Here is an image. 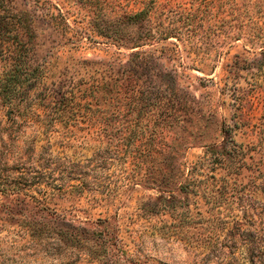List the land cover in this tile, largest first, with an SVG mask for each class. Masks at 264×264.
<instances>
[{
    "label": "rangeland",
    "instance_id": "obj_1",
    "mask_svg": "<svg viewBox=\"0 0 264 264\" xmlns=\"http://www.w3.org/2000/svg\"><path fill=\"white\" fill-rule=\"evenodd\" d=\"M6 1L39 82L0 96V264L264 255V0ZM117 81L53 118L70 87Z\"/></svg>",
    "mask_w": 264,
    "mask_h": 264
},
{
    "label": "trees",
    "instance_id": "obj_2",
    "mask_svg": "<svg viewBox=\"0 0 264 264\" xmlns=\"http://www.w3.org/2000/svg\"><path fill=\"white\" fill-rule=\"evenodd\" d=\"M2 1L5 2L4 4L6 5L2 6ZM146 13V10H142L130 17L133 22H139L144 18ZM28 34L29 28L24 26V21L18 17L12 16L8 2L6 0H0V56L2 61H4L1 74L4 75V78L0 79V96L12 110H15L16 106L20 105V101L23 100V90L39 82V80L34 77V75H38L39 68H34L30 60V41L27 39ZM117 34L120 33L117 32ZM173 34L177 33L173 31L161 33L160 36H154L150 40H167L172 36H182ZM262 53H264V51H262ZM121 85H123V82L120 81L112 83L110 91L107 89L108 86H110L109 83L95 85L94 87L91 85L86 88H78L76 87L77 85L70 87L56 100L57 108L54 110L53 118L59 121L79 120L84 118L88 109V107L84 105L87 104L90 106L93 103V101L90 100V96H94V92L109 94L117 90V87V91H121ZM224 194L226 193L224 192ZM220 197L223 198V195ZM221 198L219 199L221 200ZM219 202H214L212 206H217ZM213 235L212 233L209 237L212 238ZM222 251L223 248L217 251L219 257ZM258 257L259 256L251 255L245 260L247 264H264V255L261 258ZM222 260L223 259H220L219 264H225Z\"/></svg>",
    "mask_w": 264,
    "mask_h": 264
}]
</instances>
